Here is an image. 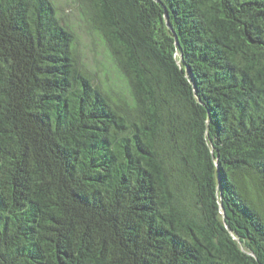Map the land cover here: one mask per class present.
Here are the masks:
<instances>
[{"label":"trees","instance_id":"16d2710c","mask_svg":"<svg viewBox=\"0 0 264 264\" xmlns=\"http://www.w3.org/2000/svg\"><path fill=\"white\" fill-rule=\"evenodd\" d=\"M0 0V264H264V0Z\"/></svg>","mask_w":264,"mask_h":264},{"label":"rangeland","instance_id":"374dc122","mask_svg":"<svg viewBox=\"0 0 264 264\" xmlns=\"http://www.w3.org/2000/svg\"><path fill=\"white\" fill-rule=\"evenodd\" d=\"M60 17L77 35V52L93 77L115 95H127V84L107 54L99 35L88 22L80 0H53Z\"/></svg>","mask_w":264,"mask_h":264}]
</instances>
